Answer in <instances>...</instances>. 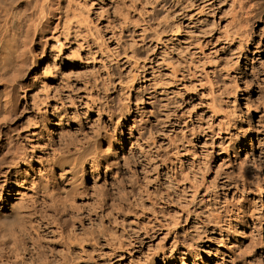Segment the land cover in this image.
Returning a JSON list of instances; mask_svg holds the SVG:
<instances>
[{
	"label": "rangeland",
	"instance_id": "374dc122",
	"mask_svg": "<svg viewBox=\"0 0 264 264\" xmlns=\"http://www.w3.org/2000/svg\"><path fill=\"white\" fill-rule=\"evenodd\" d=\"M62 7L29 49L32 33L23 29L22 56L0 67V105L11 95L21 107L24 137L34 122L55 141L58 124L87 136L101 125L113 135L115 167L131 161L119 190L90 203L95 225L86 218L77 233L95 239L75 246V264H264V0ZM32 10L25 0H0V15L14 20ZM52 93L53 105L75 108L78 121L39 117L37 103ZM12 169L21 174L1 194L0 212L17 205L26 213L33 188L21 183L40 164ZM36 219L47 238L57 236L49 211Z\"/></svg>",
	"mask_w": 264,
	"mask_h": 264
},
{
	"label": "bare ground",
	"instance_id": "6f19581e",
	"mask_svg": "<svg viewBox=\"0 0 264 264\" xmlns=\"http://www.w3.org/2000/svg\"><path fill=\"white\" fill-rule=\"evenodd\" d=\"M55 1L25 0L35 16L24 18L20 15L14 20L8 14L0 15V67L8 66L22 56L17 41L25 27L27 37L32 33L25 40V48L29 49L39 28L44 25L45 17L55 16L57 10H61V13L64 11L62 0H58L57 7H54ZM11 86L15 93L19 84L13 83ZM60 95L67 99V95ZM16 97H19V92H16ZM56 97L53 93L46 94L44 100L37 103L39 117L59 118L60 122L78 121L72 112L75 108L67 109L62 103L53 105L52 99ZM20 118L21 107L13 102L10 95L5 100V108L2 109L0 105V199H3L1 194L5 188L12 187L10 185L13 184L14 176L21 174L16 175L12 168L19 164L30 166L38 162L40 169L36 170L33 178L30 177L31 173L26 172L21 183V186L30 185L33 188L32 198L24 208L28 212H23L17 205L8 212H0V264H63L56 259H66L68 255L71 256L69 264H75V246L85 249L95 239L92 235L87 237L77 233L86 218L95 225L93 214H97L96 206L90 203L105 191L113 193L119 190L118 183L125 180L124 170L131 161L126 158L122 166L115 167L116 162H113L111 155L113 135L101 125L88 127L91 136H87L81 126L77 127L74 134H68L66 127L58 124L59 141H55L51 134L47 137L43 136L42 131L38 132L40 126H37V122L33 123L36 126L31 125L32 128L24 137L22 125L17 123ZM3 121L7 122L4 126L1 124ZM84 127L87 128L86 125ZM10 143L13 145L10 146ZM89 168L100 172H90ZM116 169H119L120 174L113 178ZM99 176H105V182L108 183L99 185ZM90 182L94 184L90 185ZM43 209L53 217V220L46 222L47 225L53 226L58 232L52 240L45 234L48 227L44 226V222L35 220ZM93 245L96 247V243Z\"/></svg>",
	"mask_w": 264,
	"mask_h": 264
}]
</instances>
